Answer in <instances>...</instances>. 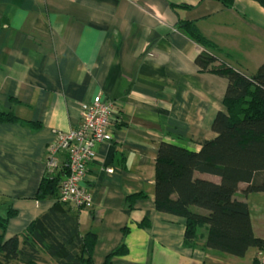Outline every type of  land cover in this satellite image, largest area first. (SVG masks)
<instances>
[{
  "label": "crops",
  "instance_id": "1",
  "mask_svg": "<svg viewBox=\"0 0 264 264\" xmlns=\"http://www.w3.org/2000/svg\"><path fill=\"white\" fill-rule=\"evenodd\" d=\"M180 20L194 22L209 46L186 34ZM203 52L252 78L264 65V7L254 0L232 8L217 0H0V110L41 124H0V213L11 204L18 212L6 239L57 203L36 199L48 146L58 132L78 128L84 107L102 95L113 103V139L97 147L87 174L93 207L79 210L82 232L98 235L94 263L104 264L125 242L128 255L112 264H254L257 250L238 258L185 248V219L156 210L162 142L198 151L191 139L217 136L212 126L228 80L202 71L196 61ZM143 192L148 198L126 215L127 196ZM238 198L264 239L251 195ZM148 212L151 227L141 229Z\"/></svg>",
  "mask_w": 264,
  "mask_h": 264
},
{
  "label": "trees",
  "instance_id": "2",
  "mask_svg": "<svg viewBox=\"0 0 264 264\" xmlns=\"http://www.w3.org/2000/svg\"><path fill=\"white\" fill-rule=\"evenodd\" d=\"M217 1L227 8L236 3ZM254 1L264 7V0ZM180 27L201 45L209 46L194 22L180 20ZM196 62L202 71L228 80L224 110L216 115L212 126L217 136L191 139L201 147L198 151L162 142L156 159V210L185 219V248L244 258L250 249L264 251V239L254 232L249 206L238 198L239 193L264 194V65L250 78L218 63L206 52ZM7 123L41 128V124L25 122L14 112L0 110V124ZM66 164L59 172L43 177L36 195L39 201L52 198L57 203L21 234L6 239L9 222L18 216L12 204L5 215L0 213V264H95L98 235L93 231L83 233L80 211L58 200L67 175ZM200 175L217 177L220 182ZM147 198L144 192L127 196L124 213L131 216L137 202ZM138 227H151L149 212ZM123 233L126 238L129 228ZM128 253L123 242L104 264H112L113 258ZM254 264H260L258 259Z\"/></svg>",
  "mask_w": 264,
  "mask_h": 264
},
{
  "label": "built area",
  "instance_id": "3",
  "mask_svg": "<svg viewBox=\"0 0 264 264\" xmlns=\"http://www.w3.org/2000/svg\"><path fill=\"white\" fill-rule=\"evenodd\" d=\"M114 127L112 103L97 95L84 107L78 128L57 133L56 141L48 146L46 166L48 174L59 172L63 167L60 153L67 154V175L59 191L60 202L74 210L92 209L93 196L86 184L87 174L97 147L112 141ZM259 263L264 264V256L259 258Z\"/></svg>",
  "mask_w": 264,
  "mask_h": 264
},
{
  "label": "rangeland",
  "instance_id": "4",
  "mask_svg": "<svg viewBox=\"0 0 264 264\" xmlns=\"http://www.w3.org/2000/svg\"><path fill=\"white\" fill-rule=\"evenodd\" d=\"M105 101H108V100H105ZM110 103H112V102H110ZM112 112H113V103H112ZM250 200L252 203V215L254 217L256 226L258 228L261 225V222L264 218V194H259V193L258 194H251ZM56 201H57V199H56ZM260 228H262L264 230V225H262V227H260ZM256 252L257 251L255 249H250L248 252V256H251L252 254H255ZM263 256H264V251L259 252V255L257 258L258 261H259V258L263 257Z\"/></svg>",
  "mask_w": 264,
  "mask_h": 264
}]
</instances>
